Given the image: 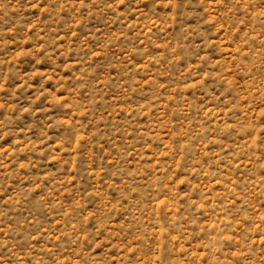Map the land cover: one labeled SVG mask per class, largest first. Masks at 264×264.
<instances>
[{
  "label": "rangeland",
  "instance_id": "1",
  "mask_svg": "<svg viewBox=\"0 0 264 264\" xmlns=\"http://www.w3.org/2000/svg\"><path fill=\"white\" fill-rule=\"evenodd\" d=\"M0 264H264V0H0Z\"/></svg>",
  "mask_w": 264,
  "mask_h": 264
}]
</instances>
